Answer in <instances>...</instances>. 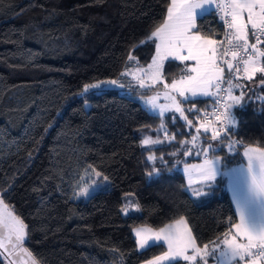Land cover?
<instances>
[{
  "label": "trees",
  "instance_id": "trees-1",
  "mask_svg": "<svg viewBox=\"0 0 264 264\" xmlns=\"http://www.w3.org/2000/svg\"><path fill=\"white\" fill-rule=\"evenodd\" d=\"M168 2L0 0V194L29 226L26 245L42 264H139L163 246L137 250L132 227L158 228L184 215L198 240L207 242L226 231L228 217L234 216L226 178L217 177L208 196L187 191L179 168L202 157L195 149L183 155L179 141L191 140L196 129L178 116L173 123L172 112L163 122L176 141L152 146L167 165L157 160L160 175H145L152 164L139 141L143 135L163 140L164 132L155 131L160 116L137 97L156 89L129 86V77L120 73L133 45H139L133 55L140 64L149 62L154 44L140 41L163 21ZM197 24L206 34L220 35L211 11ZM177 63L166 65L169 82L179 74ZM117 78L124 92L108 88L78 94L86 83ZM239 82L246 96L243 107L233 109L238 124L230 135L244 144L264 145V100L258 98L264 89ZM194 100L197 108H206L211 97ZM187 115L195 121V113ZM210 135H202L200 143L215 144ZM242 148L218 154L228 157L229 167L242 160ZM90 162L110 178L100 187L103 202L86 204L79 216L71 190ZM127 192L135 194L141 211L126 216L120 207Z\"/></svg>",
  "mask_w": 264,
  "mask_h": 264
},
{
  "label": "snow or ice",
  "instance_id": "snow-or-ice-1",
  "mask_svg": "<svg viewBox=\"0 0 264 264\" xmlns=\"http://www.w3.org/2000/svg\"><path fill=\"white\" fill-rule=\"evenodd\" d=\"M213 8L222 22L223 36L206 34L197 24V19ZM149 42L155 47L150 62L141 65L133 55L139 45H133L124 71L120 73V77H131L134 85L130 82L129 86L156 89L152 95L141 98L149 112L160 116L161 123L155 131H163L164 139L150 135L140 139V147L149 152L146 161L152 164L151 171L145 175L148 179L160 175L161 169L155 166L157 160L167 165L162 155H155L152 146L176 141V134L169 135L163 122L165 113L172 112L176 114L172 116L173 123L178 116L189 129H196L191 140L179 141L185 149L183 155L190 156L195 149V155L202 157L198 164L184 165L187 191L193 197H205L217 177L226 178L235 214L228 217L226 231L207 242L198 240L184 215L158 229L148 224L132 227L136 248L166 247V251L146 260L145 264H180L181 261L185 264H210V261L211 264H264V145L244 144L230 135L238 124L233 109L243 107L246 96L245 85L239 81L256 82L254 86L264 89V0H169L163 22L156 25L140 45ZM132 61L136 62L134 66ZM174 62H178L179 74L172 76L169 82L165 69ZM102 85L125 87L119 78L109 79L86 83L78 94L84 96ZM160 85H163L162 91ZM234 89H241L239 95L234 94ZM201 96L213 98L211 112L196 107L193 98ZM161 97L166 103L157 102ZM258 98L264 100V96ZM184 103H190L191 107L184 108ZM84 106L88 107L86 99ZM187 113H195V121ZM208 133L215 144L200 143L202 135L207 138ZM189 144L191 147L186 148ZM237 145L243 146L246 163L230 168L225 163L228 157L218 152L226 148L229 154L233 153ZM88 167L91 171H86V175L103 176L102 182L108 183V176L92 165ZM102 182L84 183L73 195L87 197L90 190L94 191ZM123 201L120 212L124 215L141 211L133 192L125 193ZM29 232L24 219L0 194V264H42L26 245Z\"/></svg>",
  "mask_w": 264,
  "mask_h": 264
},
{
  "label": "rangeland",
  "instance_id": "rangeland-1",
  "mask_svg": "<svg viewBox=\"0 0 264 264\" xmlns=\"http://www.w3.org/2000/svg\"><path fill=\"white\" fill-rule=\"evenodd\" d=\"M130 78L131 77H129V79ZM107 80H109V79H107ZM100 81H103V80H100ZM120 81H121V79H120ZM96 82H98V81H95V82H92V83H96ZM121 83H122V81H121ZM108 88L117 89L118 92H124L122 88H119V87H116V86H113V85H102L100 89H108ZM159 88H160L161 91L163 90V88H161V87H159ZM153 93H154V91L149 93V94H147V95H139L138 97H139L141 103L145 104L144 100L141 98L142 96H149V95H152ZM157 102L161 103V104L166 103V101L163 99V97H161ZM147 110H148V108H147ZM89 165H92L98 171L102 172L103 175H106V176L109 177V175L105 171L100 169L95 163L90 162ZM86 171L90 172L91 169H89V167H88V169H86L81 174V176L79 177V179L77 180L76 184L74 185V187L71 190V199L75 202V209H77V210L84 209L85 205L88 204V203H95V202L96 203H102L103 202L102 198L100 200L101 196L99 194L100 187H102V185H104V183L102 182L103 181V176H101V177H96L94 175L89 176V175H86ZM81 177H83V180H81ZM92 180L101 181L102 183H101L100 187L96 188L94 191L90 190V194L87 197L75 198L74 195H73L74 190H78V186H83L84 183H91Z\"/></svg>",
  "mask_w": 264,
  "mask_h": 264
},
{
  "label": "crops",
  "instance_id": "crops-1",
  "mask_svg": "<svg viewBox=\"0 0 264 264\" xmlns=\"http://www.w3.org/2000/svg\"><path fill=\"white\" fill-rule=\"evenodd\" d=\"M169 3V2H168ZM166 10H167V8H166ZM166 10H165V15H166ZM211 10H209L208 12H210ZM207 13V12H206ZM164 19V18H163ZM163 22V21H162ZM161 22V23H162ZM154 52H155V47H154ZM154 52H153V54H154ZM151 60V59H150ZM150 60H149V62H150ZM148 62V63H149ZM147 65V64H146ZM145 65V66H146ZM130 80H131V78H130ZM132 83H134V82H132ZM159 87H161V88H163V85L162 86H159ZM235 94V93H234ZM236 95H239V94H236ZM197 98H210V97H196V98H193V99H197ZM137 99L140 101V99H139V97H137ZM141 102V101H140ZM142 104V103H141ZM145 107H147L145 104H143ZM147 109V108H146ZM242 153H243V148H242V150H241V156H242V160L240 161V162H238V163H236V164H234V165H231V166H229L230 168H233V167H237V166H239V165H242V164H245L246 163V161L244 160V157H243V155H242ZM202 160V159H201ZM201 160L200 161H198V162H192V163H187V164H198V163H200L201 162ZM184 165L185 164H183V165H181L180 166V168H179V170H180V172H181V174H182V176H183V180H184V183H185V185L187 186V177L185 176V173H184ZM109 178H110V176H109ZM226 189H227V192H228V196H229V199H230V203H231V207H232V210H233V213L235 214V205L233 204V197H232V192L229 190V183H228V180L226 179ZM100 200H101V197H100ZM83 212H84V209H80V210H77L76 209V213L79 215V216H81L82 214H83ZM172 221V220H171ZM171 221H168V222H166V223H164L163 225H161L160 227H163L165 224H167V223H170ZM135 227V226H134ZM160 227H158V228H160ZM157 228V229H158ZM131 234H132V232H131ZM132 236H133V238H134V242H135V237H134V235L132 234ZM135 247H136V244H135ZM137 249V248H136ZM137 250H139V249H137ZM163 251H166V247H163V250L161 251V252H163ZM160 252V253H161ZM160 253H158V254H156V255H159ZM156 255H154V256H156ZM152 258V257H151ZM151 258H149V259H151ZM149 259H146V260H149ZM146 260H144V261H142V262H140L139 264H145V261ZM210 264H211V261H210Z\"/></svg>",
  "mask_w": 264,
  "mask_h": 264
},
{
  "label": "built area",
  "instance_id": "built-area-1",
  "mask_svg": "<svg viewBox=\"0 0 264 264\" xmlns=\"http://www.w3.org/2000/svg\"><path fill=\"white\" fill-rule=\"evenodd\" d=\"M211 12H212V14H213V16L215 17V19H216V21H217V26H218V28L220 29V36H223V27H222V22L220 21V19H219V16H218V14L216 13V11L214 10V8L213 9H211ZM241 68H242V65H241ZM227 85H225V87H226ZM213 98H211V102H210V104L206 107L207 109H208V111L209 112H211V110H212V105H213ZM199 109H205V108H199ZM236 140V139H235Z\"/></svg>",
  "mask_w": 264,
  "mask_h": 264
}]
</instances>
